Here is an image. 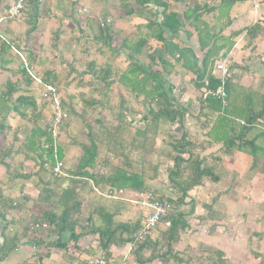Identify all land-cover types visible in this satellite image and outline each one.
I'll list each match as a JSON object with an SVG mask.
<instances>
[{
	"label": "trees",
	"instance_id": "trees-1",
	"mask_svg": "<svg viewBox=\"0 0 264 264\" xmlns=\"http://www.w3.org/2000/svg\"><path fill=\"white\" fill-rule=\"evenodd\" d=\"M27 1L30 6L27 33L30 35L35 31L39 18V0ZM243 1L245 0H218L215 5H207L195 0H133L130 5H122L124 10L122 15L133 16L147 13L149 16L146 19L147 31L144 36H139L131 42L123 41L120 44V50L126 51V58L130 61L128 67L114 79L116 74L110 65L101 67L96 66L94 62H88L86 65V72L91 75L93 80L101 82L105 89L118 83L130 94L148 101L146 115L141 116V121H147V118L151 116L152 122L156 125L169 123L179 126L181 129L179 138L172 143L166 142L169 147L167 155L172 160V167L168 170L167 178L174 184L178 196L171 199L147 190L143 174L129 169L130 163L123 150L120 155L124 158L125 165L121 164L115 167L113 172L103 174L99 167H106L108 160L106 158L99 159L98 144L92 138L87 145L81 146L82 154L75 170L68 175L70 184L61 188L59 192L48 188L41 190L39 200H43L49 208L41 213V221H34L26 225L21 236L33 235L30 242L32 241L36 248L46 245V249L50 247L65 251L70 242L73 243L74 248L79 249L77 243L80 238L96 235V250L100 252V255H93L95 256L93 258L110 259L112 258L109 251L111 247L120 248L129 245V254L133 264H183L186 261L191 264V260L181 258L180 252L175 248L180 239V233L190 228L188 217L194 214L195 201L193 199L186 201L189 192L202 185L205 180L217 183L219 176L216 171L220 160L222 157H232L235 152H243L251 157V169L264 167V163L258 164L260 159L264 158L262 146L256 142L257 139L247 137L258 120L264 118V95L253 90L242 91L239 87L234 86L228 78L223 84L226 93L224 102L217 97L203 95L205 91H215L220 86V80L214 74L216 61L219 56L226 57L228 55L234 44L233 37L238 34L229 37L223 36V29L229 25V21H226L222 26H216L215 23L211 24L210 21H207L205 17L213 15L219 22L222 17L228 15L234 4ZM176 5H181L182 9L178 10ZM24 7L25 0H22V10ZM262 30L264 28L259 22L245 28L250 39L256 37ZM181 35L184 37L182 38ZM94 39L96 44L107 47L109 51H116V54L119 53L118 48H114V36L108 23L104 22L103 26L99 23L98 34ZM150 40L161 43L160 50L157 51V54L148 53L146 58L149 64L144 66L136 56L151 46ZM190 40L195 41L200 54L187 44ZM12 47L18 46L15 47L14 43L3 36L0 37V64L5 62L4 55ZM172 62L179 64L183 70L193 75L194 88L200 92L197 99V117H203L204 122L210 127L204 132L205 139L199 145L191 140L190 133L186 129V119L191 112L189 108L178 103L173 93L175 86L169 82ZM18 71L25 79L24 92L14 97V94L18 92L19 85L11 80L6 81L4 90L0 92V136L11 131V126L5 121L8 113L31 122L32 126L29 133L25 135L22 145L26 151L24 159L34 161L35 165L39 167L38 171L46 170L45 167L48 166L51 175L56 180L60 179L53 175L52 168L57 162L63 163V150L57 145L56 138L52 137L50 127L39 126L38 120L41 112L36 96L33 95L34 84L23 68H19ZM40 77L43 83L56 86L57 76L52 70H46ZM89 103L90 106L92 105L91 108H94L95 104H100L95 101ZM61 104L66 111L67 108L63 100H61ZM68 113L71 112H67V115ZM127 114L131 113L127 112ZM121 115L122 112H118L119 118ZM131 121L132 119L129 120V122ZM117 125L119 122L113 128L115 129L113 133L117 134L115 143L120 144L121 131ZM148 129L149 125L145 129L139 127L135 134L138 135L137 137L140 136L139 138L146 139L145 134ZM136 139L134 141L139 143ZM217 143L221 144L218 150L202 154L207 151V147ZM22 148H17L16 152L20 153ZM11 150L12 145L7 149L0 148V166L5 170L10 168L6 159L12 152ZM38 171L36 174L39 173ZM64 174L63 177H66L67 174L65 172ZM17 175L20 178H28L31 174ZM14 177L10 176L7 183H12ZM40 181L44 187L50 184L42 178ZM88 182L91 183L92 191L96 188L101 194L105 193L107 188L153 192L157 195V199L169 201L171 208L160 220L163 224L162 229L154 237H152L153 230L144 239L135 240L134 235L141 229L144 219L115 222L114 212L103 208L95 210L100 224H96L93 216L89 215L86 218V223L80 225L79 216L82 202L78 190ZM216 199L215 197V201H217ZM0 202L4 206H8V211L21 206L20 203L17 205L12 198L2 196L1 192ZM187 203L190 204V208L185 212L181 207ZM202 206L205 214L199 215L197 218L203 221H212L211 230H215L218 226L216 222L220 218L219 213L213 210L212 204H203ZM3 221L5 222L4 231L10 223L4 218ZM42 225H46V227H42ZM40 231L44 232L45 236L38 239L34 235ZM253 238L257 241H264V229L259 232H251V235L246 239V243L250 247V254L258 259V264H264V255L251 250ZM19 241L20 238L16 233L5 237L1 248L2 252L7 254L13 249V244L16 245ZM211 250H213V256L209 258L208 263L225 264L224 252L220 249L211 248ZM95 253L96 251L91 252V254ZM123 264L125 263L123 262Z\"/></svg>",
	"mask_w": 264,
	"mask_h": 264
},
{
	"label": "rangeland",
	"instance_id": "rangeland-1",
	"mask_svg": "<svg viewBox=\"0 0 264 264\" xmlns=\"http://www.w3.org/2000/svg\"><path fill=\"white\" fill-rule=\"evenodd\" d=\"M195 1L209 5L216 0ZM132 2L133 0H39V18L35 31L30 35L27 33L29 29L27 19L30 13L27 0H25L24 9L21 8L14 19L1 21L0 35L14 43L15 47L18 46L16 49L33 65L35 74L41 76L46 70L55 72L57 76L55 84L61 100L67 108L66 112H71L68 113L69 117L64 124L58 128L59 135L56 138V143L63 150V168L67 176L57 180L51 175L48 166L45 167L46 170L38 171L39 167L35 165L34 161L25 160L23 157L26 154L24 146L22 148L23 141L25 135L29 133L32 123L22 120L12 113L7 114L5 121L11 126V131L0 136V148L7 149L12 145V152L6 159L10 168L5 170L0 166V176L3 177L6 173L9 175L8 177L17 174L26 176L31 174L28 178L19 177L18 183L10 185H8V181L1 183L2 179H0V185L4 186L3 190L6 191V187H8L7 189L12 191L11 198L17 205L20 203L19 209L22 211L21 214L13 212L14 209L8 212L12 220L7 221L11 226L8 227L9 229L7 228V232L11 233L14 229L21 235L26 225L34 221H41V213L49 208L48 204L39 200L41 190L48 188L59 192L61 188L70 184L68 175L75 170L82 154L81 146L87 145L92 138L98 144L99 159L106 158L108 160L106 167H99L103 174L113 172L114 168L121 164L125 165V160L120 155L123 150L130 163L129 169L143 174L147 190L171 199L178 196L174 184L167 178L168 170L172 167V160L167 155L169 147L166 142L172 143L179 138L181 133L179 126L169 123L156 125L152 122L151 116L147 118V121H141L143 112H147L148 109L147 100L130 94L118 83L105 89L101 82L93 80L91 75L86 72L88 62H94L96 66L101 67L110 65L116 74L115 79L130 64L125 55L126 51L120 50V44L123 41L131 42L133 39L145 35V29L138 27V24L133 23L134 21L128 22L132 16L122 15L124 11L122 5H130ZM14 3L15 0H0V17H6L9 7ZM175 7L178 10L182 9L181 5ZM146 15L149 16L145 13L144 16ZM99 18L109 20L108 25L114 36L113 45L114 48H118L119 53L116 54V51H109L107 47L96 44L94 37L98 34ZM150 42L151 46L136 56L143 65L149 64L146 58L148 53L157 54L160 49L158 42L153 40ZM4 58L5 62L0 64V92L4 90L6 81L11 80L19 85L18 92L14 94L16 97L19 93L24 92L25 83L24 77L18 71L21 66L20 59L13 49H10ZM227 64L230 68L229 63ZM169 80H176L173 93L178 103L189 108L192 113L198 112V104L194 101H183L184 92L189 87V82L184 80L185 82L180 83L178 78L170 77ZM32 88L34 89L33 95L36 96L37 104L40 106L41 115L38 124L48 128L51 124L50 109L37 99L38 90L35 87ZM93 101L100 104H95V107L91 108L92 105L90 106L89 102ZM118 112H122L120 118ZM127 112L133 113L129 115ZM130 119H132L131 122H129ZM118 122L117 126L121 131L120 144L115 143L117 134L113 133L115 130L113 128ZM187 123H189L186 125L188 128L192 121ZM144 124L149 125V133L145 134L146 139L142 141L136 139L138 135L135 132ZM160 126L161 134H156L155 129ZM154 135L155 137L163 136L165 144L155 143ZM17 148H22L20 153L16 152ZM206 153L207 151L202 154ZM219 170L220 183H226L232 173L231 170L228 167L223 168V166ZM37 171L38 174H36ZM41 178L48 181L49 186L44 187L40 181ZM90 184L88 182L78 190L82 202L79 216L80 225L86 223V218L89 215L93 216L96 224H100L99 218L95 215V210L99 208L114 212L115 222L144 219L146 210L134 204L132 197V202L127 201L128 194L122 199H109L92 191ZM238 184L240 185V183ZM211 186V184H203L202 187L190 191L189 197L186 199L187 202L190 199L195 201L194 214L188 217L189 232L180 233V239L175 248L180 252L181 258L191 260V264H209V258L213 256L211 246L205 243L212 241L210 238L213 236L207 237L211 235L212 228L209 227L211 223L197 218L199 215L205 214L203 204L210 203L213 207L219 206L220 202L217 200L219 197L212 196V194L215 195V191L210 189ZM248 186L251 187L246 183L241 187L242 190L232 192L234 197L227 194L229 197L225 200H232L234 204L230 201L227 204L229 207L220 204V213L217 211L220 218L216 223L221 228L213 237L212 248L223 250L227 256L225 264H258V259L249 252L250 247H248L246 239L251 235V232H259L264 229V204L259 203L260 197L246 196L247 192L244 191ZM219 188L222 189V187ZM215 197L217 201H215ZM250 207H254L255 210ZM189 208V203L181 207L185 212ZM0 224H3L2 221ZM162 227L163 224L160 222L154 229L152 237L156 236ZM43 233L42 231L36 232L34 236L38 239L44 238L45 234ZM32 236L27 235V238L31 240ZM49 240L51 241V239ZM96 241V235H88L79 239L77 243L79 249L74 248L73 243L70 242L65 251L50 247L46 249V245L36 248L31 241L29 244L33 247L34 252L31 263L38 264L39 261L42 264H88L93 257L100 255V252L96 250ZM251 250L264 255V241H257L253 238ZM95 251V254H91ZM126 264H133L132 258L128 262L126 261ZM183 264H188V262Z\"/></svg>",
	"mask_w": 264,
	"mask_h": 264
},
{
	"label": "crops",
	"instance_id": "crops-1",
	"mask_svg": "<svg viewBox=\"0 0 264 264\" xmlns=\"http://www.w3.org/2000/svg\"><path fill=\"white\" fill-rule=\"evenodd\" d=\"M217 1L209 5H215ZM144 14L145 13H143L142 15H137V16L133 15L131 18H129L131 20H129L128 22L134 21L133 23L138 24V27H140L141 29H145V34H146L147 15L144 16ZM263 18H264V0H245L243 2H238L233 5L228 15L225 17H222L219 22L215 20V16L213 15H208L205 17L207 21H210L211 24L215 23L216 26L217 25L222 26L223 24H225L226 21L227 22L229 21V25L224 27L223 32H222V35L225 37L233 36L234 34L238 33L235 37H233L234 44L227 55V60L230 65V68H229L230 76L228 77V79L231 81V83L234 86L239 87L240 90L242 91L253 90L254 92L259 93L261 95H264V30L260 31L256 35V37L250 39L248 38L245 32V28L253 25L256 22H259L261 27L264 28ZM139 24H141V26H139ZM181 37L183 38L184 35H181ZM158 44L160 47L161 43L158 42ZM187 44L189 46H192L196 53L200 54L197 49L198 48L197 44L195 43L194 40H190ZM172 65L173 67L170 68L169 77L175 78V79L178 78V81L180 83L185 82L184 80H187L189 82L188 83L189 87H187L184 92L183 101L185 102L194 101L196 104H198L197 99L200 96V92L194 88L193 75L183 70L179 64L172 62ZM214 74H217V72L214 71ZM169 82L173 84L174 86L176 85V80H169ZM130 113H133V112H130ZM145 115H146V112H143L142 116H145ZM189 119L190 121H188ZM191 121H192L191 126L188 125V128L186 127V129L187 131L190 130L189 133L191 136V140L195 144L199 145L205 139L204 132L208 130L210 125L204 122L203 117L198 118L197 112L195 113L191 112L190 115L187 116L186 125L189 124L187 122H191ZM141 128L145 129L146 125L144 124V126H142ZM147 131H146V135L149 133V131L148 132ZM155 133L161 134V126L155 129ZM247 137L249 139L250 138L257 139L256 142L259 145H261L264 150V118L258 120L257 124L254 125L252 132L249 133ZM137 139H140L143 141L144 137H141V138L137 137ZM154 141L155 143L157 142V144L158 143H161V145L165 144L163 136L155 137L154 135ZM220 147H221V144H218V143L214 144L211 147H207V153L214 152L218 150ZM263 163H264V158H261L258 164L261 165ZM222 166L223 168L228 167V169H230L232 172L229 178L227 179L226 183H223V184L220 183L221 178L219 176L220 175L219 169H221ZM217 168L218 169L216 173L219 176V181L217 183L211 182L209 180H205L202 183V185L195 187L193 189V190H196L197 188L202 187L203 184L212 185L210 189L215 191V195L212 194V196L217 195L219 197V199L217 200L218 202H220L219 206L212 207L214 211H218L220 213V209H219V207H221L220 204H222L224 207H229L227 205L229 203L228 201H230L231 203L233 201L229 199L225 200V198L229 197V195L227 194H230L231 197H234L233 195L236 192V190H242L241 187L245 185L246 183L251 185V187L248 186L245 189V191L243 189L244 192H247L246 196L250 195L253 197H260L259 203L264 204V167L257 168V169H253V168L251 169V157L248 154L243 153V152H235V154L232 157H222V159L219 162V166ZM8 176L9 175H7V173L3 177L0 176V179H2L1 183H4L5 181H7L9 178ZM18 179H19V176L16 175L14 177L12 184L18 183L17 182ZM235 180H236V183H234ZM238 183H240V185ZM10 184L11 183H8V185ZM219 187H222V189H220ZM3 188L4 186L0 185V192L2 193V196L11 198L12 191L7 189L8 187H6V191H4ZM99 195L105 197L104 195H101V194ZM241 201L243 202V200ZM207 204H210V203H207ZM7 208L8 206L6 205L4 206L0 202V221H2L3 223L2 225L0 224V264H33L31 263V261H32L34 252H33V247L31 246V244H29L30 239H28L26 236L25 237L21 236L14 229L12 230L13 232L11 233L7 232L8 229L11 227L9 225H8L9 228L7 227L8 229H5L3 231V227L5 225L3 218L6 221L12 220V218L8 215L9 211ZM250 208H253V210H255L254 207H250ZM14 211L20 212V214L22 213V211H20L19 208L14 209L13 212ZM259 212L261 211L259 210ZM207 222L211 223L212 225V221H207ZM211 225L209 227H211ZM220 228L221 227L218 225L215 230H211V235H208L207 237H211V236L214 237V235L218 232V229ZM189 229L186 230V232H189ZM15 233L17 234V236H19L20 241L16 245L13 244V249H11L7 254H5V252H2V249H1L4 243V238L10 237L11 235ZM213 237L210 238L212 241L205 242L207 245L211 246V248L213 247V244H214ZM109 251H110L111 257L118 262H124L126 264V261L128 262L132 258L131 255L129 254V245H126L120 248L113 246L110 248ZM7 260H9V263H7Z\"/></svg>",
	"mask_w": 264,
	"mask_h": 264
},
{
	"label": "built area",
	"instance_id": "built-area-1",
	"mask_svg": "<svg viewBox=\"0 0 264 264\" xmlns=\"http://www.w3.org/2000/svg\"><path fill=\"white\" fill-rule=\"evenodd\" d=\"M22 8V0H17L14 4L9 7L6 17H0V23L3 20L14 19ZM109 20H103L99 18V23L101 26L104 25V22L109 23ZM0 37H2L0 35ZM12 49L17 53L21 66L32 80L34 87L38 90V99L42 102H45L50 109V133L55 139L59 135V126L68 118L67 112L62 108L61 96L59 90L54 84L43 83L40 75L35 74L33 65H31L27 58L23 57L16 48ZM227 56H219L215 64V76L220 80V86L215 91H205L204 96L211 95L217 97L224 102L226 98V93L223 88V84L226 78L230 76V69L228 67ZM241 124L243 122L240 121ZM63 163L57 162L56 165L52 168V173L55 177L61 178L65 176L63 172ZM94 191L98 194H101L94 188ZM130 199L127 201L132 202L131 197L134 199L133 203L143 207L146 210L144 214V221L141 229L134 235L135 240L144 239L145 236L150 234L160 223L161 218H163L171 208V204L167 200L157 199V195L153 192H136L131 190H115L107 188L106 192L101 194L109 199H122L124 196ZM37 227V225H36ZM46 227V225H42ZM89 264H123V262H117L115 259H104V258H92L89 261Z\"/></svg>",
	"mask_w": 264,
	"mask_h": 264
}]
</instances>
